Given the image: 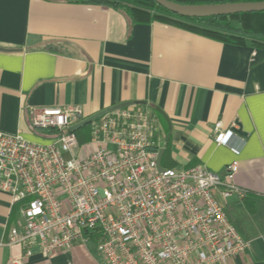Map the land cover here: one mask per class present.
Returning a JSON list of instances; mask_svg holds the SVG:
<instances>
[{
  "label": "crops",
  "instance_id": "0c3cea01",
  "mask_svg": "<svg viewBox=\"0 0 264 264\" xmlns=\"http://www.w3.org/2000/svg\"><path fill=\"white\" fill-rule=\"evenodd\" d=\"M0 49V132L47 144L55 134L33 131L35 110L80 108L88 118L142 102L131 107L159 119L163 168L225 175L239 162L227 180L243 196L225 200L220 188L217 198L252 248L223 264H264V45L136 21L110 6L0 0ZM219 130L229 132L226 145L215 142ZM18 217L12 196L0 192V264H107L95 247L45 258L37 243L11 245Z\"/></svg>",
  "mask_w": 264,
  "mask_h": 264
},
{
  "label": "built area",
  "instance_id": "2783aa9c",
  "mask_svg": "<svg viewBox=\"0 0 264 264\" xmlns=\"http://www.w3.org/2000/svg\"><path fill=\"white\" fill-rule=\"evenodd\" d=\"M85 119L80 108L35 110L33 131L55 134L47 144L0 132V192L19 212L11 245L37 243L45 258L95 247L107 264H223L250 252L217 198L220 188L225 200L243 196L227 180L238 161L225 175L200 166L161 171L152 112L110 111L80 143L71 128ZM228 133L219 130L215 142L226 145Z\"/></svg>",
  "mask_w": 264,
  "mask_h": 264
},
{
  "label": "trees",
  "instance_id": "16d2710c",
  "mask_svg": "<svg viewBox=\"0 0 264 264\" xmlns=\"http://www.w3.org/2000/svg\"><path fill=\"white\" fill-rule=\"evenodd\" d=\"M52 1V0H50ZM56 1V0H53ZM86 5H102L127 11L136 21L177 24L196 33L234 45H260L264 42V12L207 18H185L158 5L155 0H57ZM180 4L260 2L264 0H170ZM125 2V3H124ZM250 38L253 41L248 42ZM91 124L76 131L80 143L90 139Z\"/></svg>",
  "mask_w": 264,
  "mask_h": 264
},
{
  "label": "water",
  "instance_id": "95a60500",
  "mask_svg": "<svg viewBox=\"0 0 264 264\" xmlns=\"http://www.w3.org/2000/svg\"><path fill=\"white\" fill-rule=\"evenodd\" d=\"M158 5L164 7L168 11L185 18H207L217 16H229L236 14H245L253 12H264V1L260 2H227L216 4H180L170 0H155ZM4 50V49H0ZM142 102H125L109 109L103 110L90 116L80 122L79 124L71 128L72 132L81 130L82 128L92 124L94 121L103 117L110 111H114L119 108L128 107L133 104H139ZM162 154L159 156V168L162 171Z\"/></svg>",
  "mask_w": 264,
  "mask_h": 264
},
{
  "label": "rangeland",
  "instance_id": "374dc122",
  "mask_svg": "<svg viewBox=\"0 0 264 264\" xmlns=\"http://www.w3.org/2000/svg\"><path fill=\"white\" fill-rule=\"evenodd\" d=\"M125 3V2H124Z\"/></svg>",
  "mask_w": 264,
  "mask_h": 264
}]
</instances>
